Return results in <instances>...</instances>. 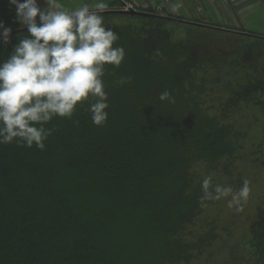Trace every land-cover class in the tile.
<instances>
[{"label": "trees", "instance_id": "trees-1", "mask_svg": "<svg viewBox=\"0 0 264 264\" xmlns=\"http://www.w3.org/2000/svg\"><path fill=\"white\" fill-rule=\"evenodd\" d=\"M159 4L0 36V264H264V39Z\"/></svg>", "mask_w": 264, "mask_h": 264}, {"label": "rangeland", "instance_id": "rangeland-1", "mask_svg": "<svg viewBox=\"0 0 264 264\" xmlns=\"http://www.w3.org/2000/svg\"><path fill=\"white\" fill-rule=\"evenodd\" d=\"M38 3V6L41 7L42 9H39V11H36L35 9H32L31 7H28V11H26V8L22 6L19 7L18 4H15L13 0H0V33L5 32L8 30H11L13 27H15L16 24H26L30 21H35L38 18H43L39 17L36 14H43V10H46V13L49 14L50 12L57 11H62L63 10V5H67V7H72L75 9L74 6L78 5L80 8V5L85 4L89 8H101L105 4L109 3L111 0H53V6L48 7L49 5V0H43V2ZM37 6V7H38ZM47 8V9H45ZM21 9V10H20ZM262 10V15L259 12H254L252 14H249V17L246 16V28L245 30H248V32L254 33V34H264V9L261 7ZM254 16V19L252 18ZM212 19H216V16H211ZM48 19V18H47ZM239 114L236 113L235 116H238ZM242 116V113H241ZM252 118L248 119V121H251ZM254 121V120H253ZM252 121V124H253ZM246 122V121H245ZM247 126L246 128L251 131V127L246 123ZM251 132L256 133L255 130H252ZM256 141V140H255ZM259 141V140H258ZM263 142V141H261ZM264 143V142H263ZM257 164H254L253 168L251 171H249V176L248 180L253 183L254 186L256 187V193L259 196V198L264 199V185L261 184V182L264 183V178H260L258 176V169L256 168ZM263 186V188H260ZM262 191H261V190ZM230 208H233L234 205L230 204ZM208 213L215 211L213 207H210L208 210H206ZM228 242V241H227ZM230 246L231 243L229 244ZM229 249L226 251L228 255L225 254V250H222L216 254V256H212L208 261H204L202 264H222L224 262V257L230 258L229 256ZM231 252V251H230ZM233 252V250H232ZM193 264H199L198 261L193 262Z\"/></svg>", "mask_w": 264, "mask_h": 264}, {"label": "crops", "instance_id": "crops-1", "mask_svg": "<svg viewBox=\"0 0 264 264\" xmlns=\"http://www.w3.org/2000/svg\"><path fill=\"white\" fill-rule=\"evenodd\" d=\"M157 1L139 0L143 7L152 6L153 8H156ZM64 7H67V5L65 4ZM74 7L79 6L76 5ZM84 7L86 8L87 6L82 4L78 9ZM261 7L264 9V0H170L163 9L167 13L170 12L173 16L178 15L188 20L201 19L202 17H205L207 20L213 15L217 17L215 22L220 24L236 25V27L243 26L246 28V16L249 17V14L254 12H259L262 15ZM73 10L74 8L68 7L65 8L64 13H70ZM42 13V15L39 13L36 15L44 18L50 17V14H47L46 10H43ZM252 18L254 19V16Z\"/></svg>", "mask_w": 264, "mask_h": 264}, {"label": "water", "instance_id": "water-1", "mask_svg": "<svg viewBox=\"0 0 264 264\" xmlns=\"http://www.w3.org/2000/svg\"><path fill=\"white\" fill-rule=\"evenodd\" d=\"M120 11L121 12H125V13H130V14L138 13L139 12V11H133V10H131V11H122V10H120ZM99 12L100 11H94V12H91V13L95 14V13H99ZM101 12L107 13V12H112V11L111 10H105V11H101ZM74 16H77V15H74ZM66 17H70V15H68ZM50 21H52V20H48V21L41 22L38 25H41V24H44V23H47V22H50ZM32 26H35V25H32ZM10 32H12V31L5 32V33H1L0 36L9 34ZM242 34L247 35V36H250V37H254V38L264 39V35H258V34H254V33L247 32V31L242 32Z\"/></svg>", "mask_w": 264, "mask_h": 264}, {"label": "built area", "instance_id": "built-area-1", "mask_svg": "<svg viewBox=\"0 0 264 264\" xmlns=\"http://www.w3.org/2000/svg\"><path fill=\"white\" fill-rule=\"evenodd\" d=\"M122 4H123V8L125 10L131 9L133 7V3L135 0H119ZM162 1V5L159 4L158 5V9H162L164 6H166L170 0H161Z\"/></svg>", "mask_w": 264, "mask_h": 264}, {"label": "bare ground", "instance_id": "bare-ground-1", "mask_svg": "<svg viewBox=\"0 0 264 264\" xmlns=\"http://www.w3.org/2000/svg\"><path fill=\"white\" fill-rule=\"evenodd\" d=\"M131 10H133V7L131 8V9H128V11H131ZM122 11H125V10H122ZM134 11V10H133ZM43 22V21H42ZM41 23V22H40Z\"/></svg>", "mask_w": 264, "mask_h": 264}, {"label": "clouds", "instance_id": "clouds-1", "mask_svg": "<svg viewBox=\"0 0 264 264\" xmlns=\"http://www.w3.org/2000/svg\"><path fill=\"white\" fill-rule=\"evenodd\" d=\"M22 6H23V4L20 6L21 8H22ZM24 7V6H23ZM21 10V9H20ZM248 32V31H247ZM258 35H264V34H262V33H260V34H258Z\"/></svg>", "mask_w": 264, "mask_h": 264}]
</instances>
